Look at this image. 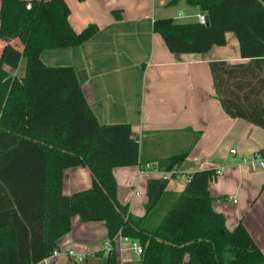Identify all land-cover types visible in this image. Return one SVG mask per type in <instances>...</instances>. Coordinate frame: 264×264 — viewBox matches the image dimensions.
<instances>
[{
	"label": "trees",
	"instance_id": "16d2710c",
	"mask_svg": "<svg viewBox=\"0 0 264 264\" xmlns=\"http://www.w3.org/2000/svg\"><path fill=\"white\" fill-rule=\"evenodd\" d=\"M185 1L206 15L205 25L163 18L153 22V31L177 54L206 53L233 33L240 57L250 62L209 64L216 97L227 115L264 129V0ZM69 14L64 0L0 2V40L7 42L0 51V264L49 258L75 215L105 222L110 240L120 233L136 241L140 264H264V253L242 223L228 231L223 215L213 210L209 183L215 170L188 175L172 201L165 199L168 179H149L141 218L119 203L113 170L140 165L131 126L100 125L74 69L41 60L43 51L80 46L97 32L88 25L75 33ZM14 39L21 51L8 43ZM22 59L24 76L18 79L10 71ZM187 155L171 156L165 171ZM79 166L88 169L91 188L63 196V171Z\"/></svg>",
	"mask_w": 264,
	"mask_h": 264
},
{
	"label": "crops",
	"instance_id": "0c3cea01",
	"mask_svg": "<svg viewBox=\"0 0 264 264\" xmlns=\"http://www.w3.org/2000/svg\"><path fill=\"white\" fill-rule=\"evenodd\" d=\"M64 1L75 33L88 25H95L97 32L80 46L45 50L41 60L47 66L74 69L100 125L131 126L140 147V165L113 170L119 203L128 205L134 217H143L147 181L161 179L168 173L167 160L186 152V159L175 169L177 175L171 176L176 182H168L169 201L184 190L186 176L220 169L219 178L209 183L213 210L223 215L228 231L242 223L264 253V169L253 161L264 150V129L224 112L209 68L211 62H250L240 57L235 35L226 33L225 45L213 46L206 53L177 54L153 31V22L163 18L196 22L201 11L185 0L175 4H170L172 0ZM229 34L234 35L232 46ZM2 44L3 48L7 42ZM14 47L22 50V45ZM146 164L152 169L140 171ZM90 188L87 168L63 171V196ZM4 192L0 184V194ZM108 239L105 222H83L75 215L69 233L57 241L62 253L38 264H140V256L129 250V244L117 241L114 251L105 250Z\"/></svg>",
	"mask_w": 264,
	"mask_h": 264
},
{
	"label": "built area",
	"instance_id": "2783aa9c",
	"mask_svg": "<svg viewBox=\"0 0 264 264\" xmlns=\"http://www.w3.org/2000/svg\"><path fill=\"white\" fill-rule=\"evenodd\" d=\"M30 8V5L28 4L27 5V9ZM196 19H197V22L201 25H205L207 23V18H206V15L204 13H199L196 15ZM235 153L234 150H231V154ZM253 161L255 163V165L260 168V169H264V150L258 154L255 155V157L253 158ZM152 169V166L149 165V164H146L144 165L143 167H141L140 171H143V172H148ZM222 174V171L220 169H217L216 170V176H220ZM174 175H177L176 171L173 170L171 172H168L166 174H164L161 179H169L171 176H174ZM189 177L186 176L185 177V180L186 182L188 181ZM119 242V243H126V244H129V250L133 251L134 253H136L137 255H140L142 253V249H141V246L136 242V241H133L127 237H123L120 233H118L113 240H110L108 239L105 244H104V249L107 250L108 252H112L115 250V243L116 242ZM121 250V249H120ZM62 252H60L57 248L53 251L52 255L51 256H56L58 254H60ZM68 255H73V252L72 251H69L67 252ZM50 256V257H51Z\"/></svg>",
	"mask_w": 264,
	"mask_h": 264
},
{
	"label": "rangeland",
	"instance_id": "374dc122",
	"mask_svg": "<svg viewBox=\"0 0 264 264\" xmlns=\"http://www.w3.org/2000/svg\"><path fill=\"white\" fill-rule=\"evenodd\" d=\"M0 2H1V0H0ZM179 8V7H178ZM234 35H232V34H229L228 35V39H229V45H231L232 46V42L234 41V37H233ZM11 41H13V42H11ZM10 42H11V44H12V46H17L18 48H20V46L22 45L21 43H20V41H18L17 39H14V40H11ZM3 41H1L0 40V49L2 48V46H3ZM228 49H230L231 50V48H228ZM25 68V59H22L21 60V62H20V65L18 66V70H20V71H17L16 72V75H14V74H11V75H14L16 78H18V79H21L22 78V75H23V73H24V69ZM22 70V71H21ZM263 77H264V74H263ZM219 177H215V179H218ZM214 181V180H213ZM173 182H176L175 181V179L173 178V177H170V179H169V183H173ZM172 184H170V186H171ZM170 186H169V188H170ZM142 190H143V188H142ZM145 195H146V192H145ZM165 199H169V197L167 196ZM167 201V200H166ZM163 204V203H162Z\"/></svg>",
	"mask_w": 264,
	"mask_h": 264
},
{
	"label": "water",
	"instance_id": "95a60500",
	"mask_svg": "<svg viewBox=\"0 0 264 264\" xmlns=\"http://www.w3.org/2000/svg\"><path fill=\"white\" fill-rule=\"evenodd\" d=\"M13 72V71H12Z\"/></svg>",
	"mask_w": 264,
	"mask_h": 264
}]
</instances>
